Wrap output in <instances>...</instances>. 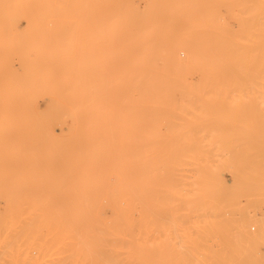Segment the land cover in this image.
I'll return each instance as SVG.
<instances>
[{"label":"rangeland","instance_id":"1","mask_svg":"<svg viewBox=\"0 0 264 264\" xmlns=\"http://www.w3.org/2000/svg\"><path fill=\"white\" fill-rule=\"evenodd\" d=\"M0 264H264V0H0Z\"/></svg>","mask_w":264,"mask_h":264},{"label":"bare ground","instance_id":"2","mask_svg":"<svg viewBox=\"0 0 264 264\" xmlns=\"http://www.w3.org/2000/svg\"><path fill=\"white\" fill-rule=\"evenodd\" d=\"M21 85H22V81H20V80H17V82H16V87H17V89H16V94H17V98L18 99H23V98H29V97H27L28 95H27V92H25L24 91V89L21 87ZM21 99V100H22ZM28 101V100H27ZM83 242V241H82ZM94 248V247H93Z\"/></svg>","mask_w":264,"mask_h":264}]
</instances>
